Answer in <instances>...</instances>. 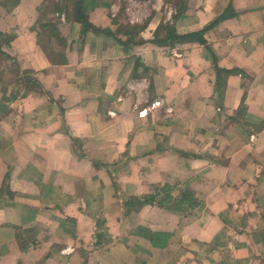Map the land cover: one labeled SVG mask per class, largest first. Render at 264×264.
<instances>
[{
	"label": "crops",
	"instance_id": "0c3cea01",
	"mask_svg": "<svg viewBox=\"0 0 264 264\" xmlns=\"http://www.w3.org/2000/svg\"><path fill=\"white\" fill-rule=\"evenodd\" d=\"M42 2L0 3V82L45 92L0 88V264H264V0H186L173 47L161 5ZM166 185L197 204L130 203Z\"/></svg>",
	"mask_w": 264,
	"mask_h": 264
},
{
	"label": "trees",
	"instance_id": "16d2710c",
	"mask_svg": "<svg viewBox=\"0 0 264 264\" xmlns=\"http://www.w3.org/2000/svg\"><path fill=\"white\" fill-rule=\"evenodd\" d=\"M6 1H9V0H6ZM67 3H69L68 0H67ZM98 4H99V2L97 0H77L75 6L73 8L76 19H78V21L82 25V34L83 35H85L90 30H95V31L97 30L93 25L90 24L88 15L86 14V11H88L90 9H94ZM105 6L111 7V3L107 2L105 4ZM58 8H60V7H58ZM56 10L57 11H64L65 9H63V10L56 9ZM225 17L226 16L224 15L222 17V19ZM215 23H217V21H215L212 24V26ZM145 24H144V26H145ZM144 26L143 25L142 26L135 25L134 27H132L133 32H136L138 35L142 31ZM210 27H207L200 32H195V33H191V34H187V35H179L173 24H165L164 23V24L160 25L158 30L156 31L154 43L157 45H163V46L168 45L170 47H173L179 43L183 44V43H189V42L206 44V41L204 39V35ZM43 28L48 30L51 33V35H53L54 37H60V32L58 31L56 25L47 24V25L43 26ZM104 31H109V30H104ZM126 32L129 33V31H126ZM13 38L14 37L11 35H5V34H2L0 32V47L2 46L3 43L9 44L10 41L13 40ZM139 42L141 43V40ZM3 55H6V54H3ZM10 61H12V60L10 59ZM7 85H12L14 90H13L12 94H10V96H5V98H3L5 101H15L16 99H18V96L20 95L21 89H24V87L27 89L28 93L31 91H37V90L44 92L43 88L40 86L38 81H36V79H34L33 75L30 73V71H25L23 73L22 77L13 81V83H11V84L8 83ZM193 197H194V195L192 193L186 192V193H183L181 195V198L175 199L172 196V187L170 185H166L160 191H157L156 194L147 195V196H144L141 198H132V199H130V203L131 202L136 203V205L138 207L156 204L160 207L170 209L173 211H185V208H183L182 205L195 206L197 204V201L194 200Z\"/></svg>",
	"mask_w": 264,
	"mask_h": 264
},
{
	"label": "rangeland",
	"instance_id": "374dc122",
	"mask_svg": "<svg viewBox=\"0 0 264 264\" xmlns=\"http://www.w3.org/2000/svg\"><path fill=\"white\" fill-rule=\"evenodd\" d=\"M12 1V2H11ZM21 0H9V1H6V0H2L0 1L1 2H4L1 4L2 7L6 8V9H14L15 7H17L16 5H18V3L20 2ZM138 3L135 4L136 8H137V13H141L142 12H148V10L151 9L152 7V4L153 6L154 5H161L159 7V11L158 12H164L165 11V14L167 15V21H165V24H173V20L175 19V15L179 14V12H182L185 7H186V0H163V1H160V0H149V4H147V0H136ZM67 0H43L42 2V8H46V9H50L51 11H53V13H55V18H58V14H60L62 11H57L56 9H60V10H63L65 9H68L70 6L69 9H73L77 0H68V4H70V6H66V3ZM107 2H112V0H100L99 3L103 4L105 6V4ZM7 6H5V5ZM60 7V8H58ZM161 10V11H160ZM157 13V12H156ZM176 13V14H175ZM40 14V18L43 19L46 17V13H43V11H40L39 12ZM164 14V16H166ZM64 19V18H62ZM147 22V20H145L143 22V24H138L139 26H144V24ZM162 24L163 21H162ZM160 24V25H162ZM1 32V31H0ZM4 46V43L2 44V46L0 47V56H2L3 54H6L5 52H3L2 48ZM3 61H9L8 59H2ZM1 62V61H0ZM7 63L8 62H4L3 64H1V67L2 69H4V67H8L7 66ZM29 71V70H28ZM3 80V79H2ZM8 80L7 81H2L0 82V88L3 89V88H7V84H8ZM10 88H13L12 86ZM5 92V91H4Z\"/></svg>",
	"mask_w": 264,
	"mask_h": 264
},
{
	"label": "built area",
	"instance_id": "2783aa9c",
	"mask_svg": "<svg viewBox=\"0 0 264 264\" xmlns=\"http://www.w3.org/2000/svg\"><path fill=\"white\" fill-rule=\"evenodd\" d=\"M65 252L68 253V254H71V253L74 252V249H72V248L69 247Z\"/></svg>",
	"mask_w": 264,
	"mask_h": 264
}]
</instances>
